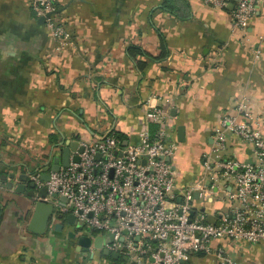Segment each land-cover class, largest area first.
Segmentation results:
<instances>
[{"label":"crops","instance_id":"crops-1","mask_svg":"<svg viewBox=\"0 0 264 264\" xmlns=\"http://www.w3.org/2000/svg\"><path fill=\"white\" fill-rule=\"evenodd\" d=\"M162 1L59 0L57 17L69 40L57 49L28 0H0V264H124L102 253L105 233L86 229L87 248L78 245L77 224L55 219L41 234L28 229L33 202L15 187L49 172L67 143L109 131L136 143L149 107L165 106L181 187L199 176L201 154L237 97L249 99L264 137V6L241 36L230 24L236 0L223 8L177 0L175 13L163 10ZM130 44L144 54L128 56ZM228 139L226 158L252 160L250 145ZM218 197L196 201V211L211 219L224 209ZM96 237L101 249L93 246ZM210 247L222 248L235 264H264V243L220 239ZM186 264L220 263L198 252Z\"/></svg>","mask_w":264,"mask_h":264},{"label":"built area","instance_id":"built-area-1","mask_svg":"<svg viewBox=\"0 0 264 264\" xmlns=\"http://www.w3.org/2000/svg\"><path fill=\"white\" fill-rule=\"evenodd\" d=\"M58 1L28 0L34 16L44 18L57 49L69 40L65 26L52 14ZM205 1L226 6L225 0ZM263 6L264 0H236L232 30L246 35L249 19ZM145 119L136 143L120 144L109 131L81 142L79 160L49 171L48 181L40 179V172L30 179L46 187L44 200L56 209L105 233V248L125 257L124 264H185L198 252L214 255L220 264H235L222 248L212 249L211 242L264 243V137L249 99L237 97L231 111L221 116L209 148L201 154L199 176L181 187L176 185V143L167 107L150 106ZM229 135L251 146L250 162L225 157ZM216 193L224 209L208 219L207 213L196 211L195 203L206 204Z\"/></svg>","mask_w":264,"mask_h":264},{"label":"water","instance_id":"water-1","mask_svg":"<svg viewBox=\"0 0 264 264\" xmlns=\"http://www.w3.org/2000/svg\"><path fill=\"white\" fill-rule=\"evenodd\" d=\"M228 9H232L231 7H228ZM60 12L59 9H56L52 12V14H58ZM49 15V14H48ZM38 24H44V18L39 17L37 18ZM177 140L179 142L184 141V126L179 125L177 127ZM127 141L123 142V145H126ZM83 149V146L80 145L78 142L74 141L71 143L65 144V146L61 149V157H54L52 160V165L50 166L51 172H56L59 170L60 167H65L68 165L70 161H78L79 157L78 154L74 153L72 157H70V152L74 151L77 153H80ZM40 179L45 182L49 179V172L43 173L40 175ZM26 180V179H25ZM28 188V190H26ZM16 193H24L26 194L33 202V211L30 217L28 229L33 231L36 234H41L46 229V226L50 221L58 219L59 221H63L70 225L77 226L75 229L83 232L82 235L78 237V245L84 246L89 248L92 240L90 237H88L84 232L86 233L88 229L89 231H93L91 227L85 228L84 224H80L75 220L74 215L72 214H65L61 211H58L54 207V205L50 202H47L44 200V197L47 194L46 187L43 185L41 187H37L35 182L31 179H28L27 184L25 183H19L15 187ZM196 197V194H195ZM63 201V198H60V201ZM192 214V212H191ZM58 225V224H57ZM55 225L56 229L61 228L62 224H59V226ZM95 231V230H94ZM69 236H74V234L71 232L68 234ZM101 237H96V239L93 241V246L101 249ZM102 253L106 256L110 255L113 259H118L119 256L117 253H110L106 248H102ZM123 260H125V257H123Z\"/></svg>","mask_w":264,"mask_h":264},{"label":"trees","instance_id":"trees-1","mask_svg":"<svg viewBox=\"0 0 264 264\" xmlns=\"http://www.w3.org/2000/svg\"><path fill=\"white\" fill-rule=\"evenodd\" d=\"M161 8L165 11H168L170 13H175V9H176V6H177V0H163L161 2ZM127 54L128 56H130L131 58H135V56L137 55H140V54H144V52L137 46L135 45H132L130 44L127 48ZM166 52L162 51L160 53V57H163L165 56ZM114 135L120 140V144H123V136L118 134V133H115L114 132ZM98 232V231H96ZM200 253V252H199ZM191 256V255H190ZM109 258L111 257L110 255L108 256ZM115 261H124L123 259H120V260H115ZM187 263V262H186ZM185 263V264H186Z\"/></svg>","mask_w":264,"mask_h":264}]
</instances>
